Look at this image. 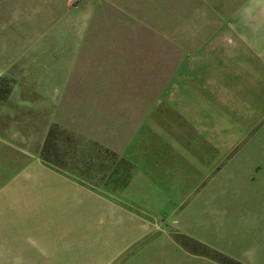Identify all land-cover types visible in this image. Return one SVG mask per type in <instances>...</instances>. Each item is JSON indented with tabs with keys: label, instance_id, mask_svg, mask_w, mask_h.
Returning <instances> with one entry per match:
<instances>
[{
	"label": "rangeland",
	"instance_id": "1",
	"mask_svg": "<svg viewBox=\"0 0 264 264\" xmlns=\"http://www.w3.org/2000/svg\"><path fill=\"white\" fill-rule=\"evenodd\" d=\"M31 6L34 30L24 39L40 44L34 73L55 87L39 166L41 190L53 191L41 193L49 203L39 211L0 208V264H122L127 254L113 261L111 241L101 248V201L109 203L104 210L112 201L132 211L140 200L150 203L142 173L150 155L186 148L175 143L200 136L203 111L237 105L233 90L224 91L231 67L222 63L230 57L227 42L241 38L224 31L260 26L256 2L32 0Z\"/></svg>",
	"mask_w": 264,
	"mask_h": 264
},
{
	"label": "crops",
	"instance_id": "2",
	"mask_svg": "<svg viewBox=\"0 0 264 264\" xmlns=\"http://www.w3.org/2000/svg\"><path fill=\"white\" fill-rule=\"evenodd\" d=\"M255 2L260 26L224 31L241 38L227 42L230 57L222 63L231 67L223 90H233L237 105L203 111L200 136L175 143L186 148L150 155L142 170L150 203L140 200L132 211L112 201L104 210L101 201V248L105 240L114 244L113 261L126 253L122 264H264V6ZM31 4L0 0V208L17 213L39 211L49 203L41 193L53 191L41 190L39 166L55 87L34 73L39 41L24 39L37 15Z\"/></svg>",
	"mask_w": 264,
	"mask_h": 264
},
{
	"label": "clouds",
	"instance_id": "3",
	"mask_svg": "<svg viewBox=\"0 0 264 264\" xmlns=\"http://www.w3.org/2000/svg\"><path fill=\"white\" fill-rule=\"evenodd\" d=\"M257 3L261 6H264V0H257Z\"/></svg>",
	"mask_w": 264,
	"mask_h": 264
}]
</instances>
